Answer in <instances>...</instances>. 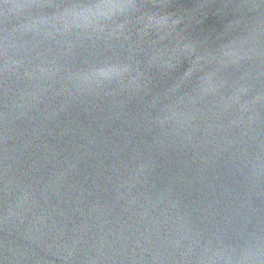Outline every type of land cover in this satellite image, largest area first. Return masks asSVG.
I'll return each mask as SVG.
<instances>
[{
	"label": "water",
	"instance_id": "1",
	"mask_svg": "<svg viewBox=\"0 0 264 264\" xmlns=\"http://www.w3.org/2000/svg\"><path fill=\"white\" fill-rule=\"evenodd\" d=\"M0 264H264V0H0Z\"/></svg>",
	"mask_w": 264,
	"mask_h": 264
}]
</instances>
